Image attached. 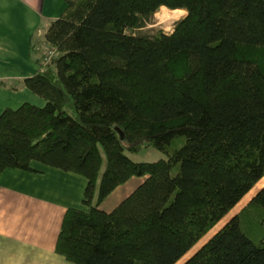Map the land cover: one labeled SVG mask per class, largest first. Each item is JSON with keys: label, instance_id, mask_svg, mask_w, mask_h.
<instances>
[{"label": "trees", "instance_id": "trees-1", "mask_svg": "<svg viewBox=\"0 0 264 264\" xmlns=\"http://www.w3.org/2000/svg\"><path fill=\"white\" fill-rule=\"evenodd\" d=\"M63 1L45 36L56 56L23 82L46 105L0 115V177L39 163L87 180L56 253L178 264L199 246L182 264H264V187L230 216L264 178V0ZM164 7L187 15L142 33ZM148 149L166 159L127 156Z\"/></svg>", "mask_w": 264, "mask_h": 264}, {"label": "crops", "instance_id": "crops-1", "mask_svg": "<svg viewBox=\"0 0 264 264\" xmlns=\"http://www.w3.org/2000/svg\"><path fill=\"white\" fill-rule=\"evenodd\" d=\"M64 10L63 0H0V115L24 94L40 98L23 82L39 71L46 33ZM32 168L0 177V264H72L55 249L67 210L86 209L87 180Z\"/></svg>", "mask_w": 264, "mask_h": 264}, {"label": "rangeland", "instance_id": "rangeland-1", "mask_svg": "<svg viewBox=\"0 0 264 264\" xmlns=\"http://www.w3.org/2000/svg\"><path fill=\"white\" fill-rule=\"evenodd\" d=\"M186 15H187V11H185V10H181V12L176 14L174 11L169 10L166 7L162 8L154 16V19L152 20L151 24H149L142 31V33H148V34L154 33L155 34L158 31H164L165 33H171L173 31L175 23L177 21H179L180 19H182L183 17H185ZM43 59H44V57H43ZM29 93H32V92H29ZM32 95H34V94H32ZM32 97H35V96H31V94H27V96H26V94H24V95L20 96V98L22 100L19 103L14 101L10 107H12V109H18L24 103L34 104V105L39 106V107H44L46 105V102L44 99L38 98V100L37 99L35 100V98H32ZM127 156L131 160H133L134 162H137V163H153V162H157V161L162 160V159H166L165 155L162 152L155 150V149L144 150L143 152H141L139 154L127 153ZM34 164H36V163H34ZM53 169H55V168H53ZM55 171H62V170L56 169ZM62 172L68 173L65 171H62ZM72 174H74V173H72ZM75 175L78 176L79 178L81 177L80 175H77V174H75ZM146 179H147V177H135V178L131 179L129 182H127L126 184L120 186L103 203H101L99 205V209L104 211V212L111 213L125 199H127L133 192H135L137 190V188H139V186H141ZM263 187H264V178L259 182V184L256 186V188L244 198V200L230 214V216L234 215L241 208H243L251 200V198L256 194V192ZM82 206H83V204H82ZM75 208H77V207H75ZM230 216L227 219H225L223 222H221L219 224V226L214 231H217L219 228H221L225 224V222L230 218ZM212 235H213V232L209 235V237ZM208 238L204 239L203 243ZM198 247L199 246L196 247V250ZM196 250L194 249L189 255H187L178 264L184 263V261L190 255H192Z\"/></svg>", "mask_w": 264, "mask_h": 264}, {"label": "built area", "instance_id": "built-area-1", "mask_svg": "<svg viewBox=\"0 0 264 264\" xmlns=\"http://www.w3.org/2000/svg\"><path fill=\"white\" fill-rule=\"evenodd\" d=\"M44 54H45V63L46 64L49 63L56 56L55 51L53 49L49 48L48 45H45Z\"/></svg>", "mask_w": 264, "mask_h": 264}, {"label": "bare ground", "instance_id": "bare-ground-1", "mask_svg": "<svg viewBox=\"0 0 264 264\" xmlns=\"http://www.w3.org/2000/svg\"><path fill=\"white\" fill-rule=\"evenodd\" d=\"M164 8H165V7H164ZM174 12L177 14V13L181 12V10H175Z\"/></svg>", "mask_w": 264, "mask_h": 264}]
</instances>
